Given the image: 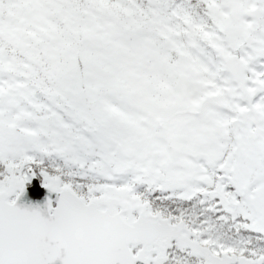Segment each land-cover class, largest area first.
<instances>
[{
    "label": "snow or ice",
    "instance_id": "1",
    "mask_svg": "<svg viewBox=\"0 0 264 264\" xmlns=\"http://www.w3.org/2000/svg\"><path fill=\"white\" fill-rule=\"evenodd\" d=\"M0 264H264V0H0Z\"/></svg>",
    "mask_w": 264,
    "mask_h": 264
}]
</instances>
